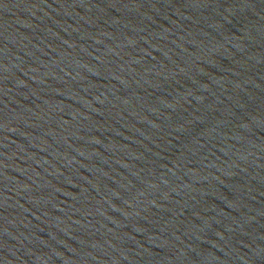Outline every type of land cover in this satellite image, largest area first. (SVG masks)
Listing matches in <instances>:
<instances>
[{"label": "water", "instance_id": "water-1", "mask_svg": "<svg viewBox=\"0 0 264 264\" xmlns=\"http://www.w3.org/2000/svg\"><path fill=\"white\" fill-rule=\"evenodd\" d=\"M0 264H264V0H0Z\"/></svg>", "mask_w": 264, "mask_h": 264}]
</instances>
